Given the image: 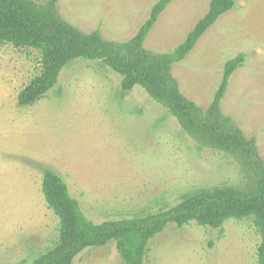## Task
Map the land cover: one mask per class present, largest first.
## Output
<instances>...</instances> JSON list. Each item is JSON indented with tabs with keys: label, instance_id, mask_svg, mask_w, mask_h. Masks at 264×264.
I'll return each mask as SVG.
<instances>
[{
	"label": "rangeland",
	"instance_id": "obj_1",
	"mask_svg": "<svg viewBox=\"0 0 264 264\" xmlns=\"http://www.w3.org/2000/svg\"><path fill=\"white\" fill-rule=\"evenodd\" d=\"M45 4L48 0H33ZM157 0H59L58 16L83 32L130 39ZM211 0H172L145 40L154 54L174 49ZM246 53L222 113L255 142L264 161V0H237L187 59L171 69L184 96L207 109L227 59ZM41 71L34 48L0 43V264H28L58 237L42 192L40 165L62 175L96 223L155 213L199 187L247 186L251 177L221 150L199 149L169 110L100 60L77 59L32 106L18 94ZM224 235L191 221L170 223L150 243L146 264H257L261 234L252 218L226 220ZM214 240L213 245L211 241ZM73 264H126L116 242L89 247Z\"/></svg>",
	"mask_w": 264,
	"mask_h": 264
},
{
	"label": "trees",
	"instance_id": "obj_2",
	"mask_svg": "<svg viewBox=\"0 0 264 264\" xmlns=\"http://www.w3.org/2000/svg\"><path fill=\"white\" fill-rule=\"evenodd\" d=\"M58 1L41 4L33 0H0V43L34 48L41 54V71L18 94L21 106L29 107L42 100L58 84L62 71L75 60H100L121 75L124 94L137 85L143 87L176 117L184 131L197 141L199 149L212 148L233 155L252 183L195 188L168 209L96 223L83 211L62 175L40 165L42 192L58 218V237L28 264H73L87 248L112 241L126 264H146L151 240L170 223L183 226L195 221L218 230L221 239L223 226L230 218L253 219L261 234L257 264H264V161L258 157L255 142L247 139L222 113L230 80L246 62V53L226 60L222 81L207 109L184 96L171 73L174 65L187 59L204 33L224 13L235 8L237 0H211L207 13L184 41L162 54L151 53L144 43L172 0L154 2L137 32L121 42L104 38L99 30L80 31L61 19L56 9Z\"/></svg>",
	"mask_w": 264,
	"mask_h": 264
}]
</instances>
